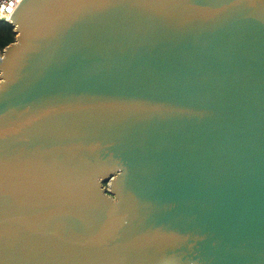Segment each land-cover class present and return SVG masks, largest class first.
I'll return each mask as SVG.
<instances>
[{
	"label": "water",
	"instance_id": "1",
	"mask_svg": "<svg viewBox=\"0 0 264 264\" xmlns=\"http://www.w3.org/2000/svg\"><path fill=\"white\" fill-rule=\"evenodd\" d=\"M0 55V264H264V0H23Z\"/></svg>",
	"mask_w": 264,
	"mask_h": 264
},
{
	"label": "built area",
	"instance_id": "2",
	"mask_svg": "<svg viewBox=\"0 0 264 264\" xmlns=\"http://www.w3.org/2000/svg\"><path fill=\"white\" fill-rule=\"evenodd\" d=\"M22 1L23 0H0V21L10 23L12 13Z\"/></svg>",
	"mask_w": 264,
	"mask_h": 264
},
{
	"label": "trees",
	"instance_id": "3",
	"mask_svg": "<svg viewBox=\"0 0 264 264\" xmlns=\"http://www.w3.org/2000/svg\"><path fill=\"white\" fill-rule=\"evenodd\" d=\"M11 25L10 23L0 21V42L3 38V45H6L7 43H10L9 38L11 35ZM1 45V44H0Z\"/></svg>",
	"mask_w": 264,
	"mask_h": 264
},
{
	"label": "rangeland",
	"instance_id": "4",
	"mask_svg": "<svg viewBox=\"0 0 264 264\" xmlns=\"http://www.w3.org/2000/svg\"><path fill=\"white\" fill-rule=\"evenodd\" d=\"M11 25V24H10ZM12 26V25H11ZM14 37H15V32H14V28L13 26L11 27V35H10V38H9V41L10 42H13L14 41ZM2 41H3V38H2ZM2 41L0 42V52L3 50V48L8 44L6 45H3Z\"/></svg>",
	"mask_w": 264,
	"mask_h": 264
}]
</instances>
